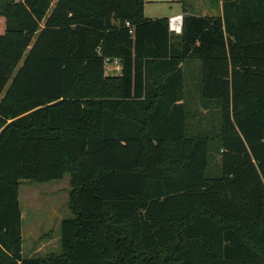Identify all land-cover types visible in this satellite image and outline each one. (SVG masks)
<instances>
[{"label":"trees","instance_id":"trees-1","mask_svg":"<svg viewBox=\"0 0 264 264\" xmlns=\"http://www.w3.org/2000/svg\"><path fill=\"white\" fill-rule=\"evenodd\" d=\"M145 1L0 0V264H264V0L176 36ZM66 173L61 253L24 256L21 182Z\"/></svg>","mask_w":264,"mask_h":264},{"label":"rangeland","instance_id":"rangeland-1","mask_svg":"<svg viewBox=\"0 0 264 264\" xmlns=\"http://www.w3.org/2000/svg\"><path fill=\"white\" fill-rule=\"evenodd\" d=\"M214 0H169L145 2L147 17H168L184 10L197 15L218 14ZM212 3V6L210 4ZM196 67L189 63L188 82L192 88L193 100L190 108V123L198 128H211L220 123L219 107L215 103L207 105L200 101L196 90L201 80V63ZM107 71L117 72L111 63H106ZM219 154H215V164L219 163ZM72 176L66 173L60 179L48 182L24 180L20 184L19 199L22 209L23 255L27 257H46L59 254L61 246V222L73 217L70 207Z\"/></svg>","mask_w":264,"mask_h":264},{"label":"crops","instance_id":"crops-1","mask_svg":"<svg viewBox=\"0 0 264 264\" xmlns=\"http://www.w3.org/2000/svg\"><path fill=\"white\" fill-rule=\"evenodd\" d=\"M152 1H158V0H152ZM169 1V0H168ZM146 2V1H145ZM213 3V2H212ZM212 3L210 4V6H212ZM214 8H216V10L218 11L217 13L218 14H216L215 16H217V15H222L223 14V3H222V0H214ZM144 10H145V6H144ZM145 13V12H144ZM178 14H180V13H178ZM181 14H183V15H186V14H189V12H187V11H183ZM190 14H192V13H190ZM176 15V14H175ZM195 15H197V14H195ZM203 15H206V13L204 12V14ZM208 15H210V14H208ZM212 15V14H211ZM146 16V15H145ZM173 16V15H172ZM147 17V16H146ZM170 16H168V18H169ZM147 18H151V17H147ZM155 18H159V17H154V18H152V19H155ZM163 18V17H162ZM170 32L172 33V35L173 36H176L174 33L175 32H173V31H171L170 30ZM177 34V33H176ZM107 63H111V66H114V69H118V71L117 72H112V71H107V69H106V71H107V73L109 74H119L120 72H121V65H120V63H116L115 61H113V62H107ZM189 63L190 64H192L193 66L195 65L196 67H198V66H200V64L195 60V59H186L185 61H184V63H183V67H184V70H185V73L187 74V76H188V74H189ZM188 81V80H187Z\"/></svg>","mask_w":264,"mask_h":264},{"label":"built area","instance_id":"built-area-1","mask_svg":"<svg viewBox=\"0 0 264 264\" xmlns=\"http://www.w3.org/2000/svg\"><path fill=\"white\" fill-rule=\"evenodd\" d=\"M183 19H184V15L181 13L170 16L168 19L169 30H171L177 34H180L182 32ZM127 24L129 25L128 22H127ZM114 61L116 63H118V59H115ZM107 62H109V61H107Z\"/></svg>","mask_w":264,"mask_h":264},{"label":"water","instance_id":"water-1","mask_svg":"<svg viewBox=\"0 0 264 264\" xmlns=\"http://www.w3.org/2000/svg\"><path fill=\"white\" fill-rule=\"evenodd\" d=\"M158 1H168V0H158Z\"/></svg>","mask_w":264,"mask_h":264}]
</instances>
